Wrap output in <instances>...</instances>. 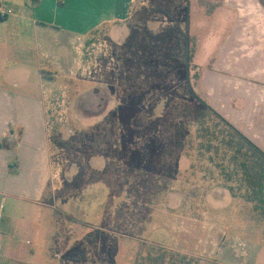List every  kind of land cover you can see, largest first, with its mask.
<instances>
[{
	"label": "rangeland",
	"instance_id": "obj_1",
	"mask_svg": "<svg viewBox=\"0 0 264 264\" xmlns=\"http://www.w3.org/2000/svg\"><path fill=\"white\" fill-rule=\"evenodd\" d=\"M177 1L134 2L126 19L74 42L71 18L52 26L58 34L13 33L26 22L20 9L0 19L1 85L43 99L46 108L53 175L43 198L52 208L37 222L50 246L43 264H181L182 256L192 264H264L262 210L228 180L222 153L201 149L194 118L204 104L217 105L206 76L219 69L244 8L188 0L189 10L179 11L191 37L187 70L155 45L173 24ZM91 17L84 11L73 20L82 27Z\"/></svg>",
	"mask_w": 264,
	"mask_h": 264
},
{
	"label": "crops",
	"instance_id": "obj_2",
	"mask_svg": "<svg viewBox=\"0 0 264 264\" xmlns=\"http://www.w3.org/2000/svg\"><path fill=\"white\" fill-rule=\"evenodd\" d=\"M137 1L142 0H0V6L23 12L19 19L26 22L24 26L19 23L13 33H24L28 27L58 34L60 29L52 26L66 24L71 18L66 29L72 32L69 37L74 42L92 29L126 19ZM228 2L234 8L241 4L244 13L236 15L218 54L219 69L206 76L207 94L216 97L211 102L218 101L212 107L264 151V0ZM84 11L92 17L79 27L73 19ZM12 14L0 19L7 20ZM251 19L260 24L251 26ZM247 32L253 33L249 43ZM45 40L38 37L36 42L46 46ZM249 49L253 50L251 55ZM48 56L42 53L44 59ZM55 64L59 69L58 60ZM5 76L0 71V82ZM48 78L55 79V75ZM45 112L43 99L10 91L0 83V264H43L50 250L37 226L45 215L44 208H52L43 203L46 177L53 175Z\"/></svg>",
	"mask_w": 264,
	"mask_h": 264
},
{
	"label": "trees",
	"instance_id": "obj_3",
	"mask_svg": "<svg viewBox=\"0 0 264 264\" xmlns=\"http://www.w3.org/2000/svg\"><path fill=\"white\" fill-rule=\"evenodd\" d=\"M176 3L177 13H170L173 24L155 38V45H164V54L177 66L185 65L189 70L192 59L191 37L188 26L186 29L180 26L179 11L189 10L190 6L188 0ZM167 42L170 48L165 46ZM194 118L196 137L202 139L199 145L201 149L209 154L222 153L220 167L228 171V180L239 181L246 200L254 203L255 208L262 210L264 215V151L208 104L198 108ZM225 159L228 160L226 165L223 163ZM181 264H192V261L182 256Z\"/></svg>",
	"mask_w": 264,
	"mask_h": 264
},
{
	"label": "built area",
	"instance_id": "obj_4",
	"mask_svg": "<svg viewBox=\"0 0 264 264\" xmlns=\"http://www.w3.org/2000/svg\"><path fill=\"white\" fill-rule=\"evenodd\" d=\"M10 14H12V10L5 8L3 6H0V16L1 17H7Z\"/></svg>",
	"mask_w": 264,
	"mask_h": 264
}]
</instances>
